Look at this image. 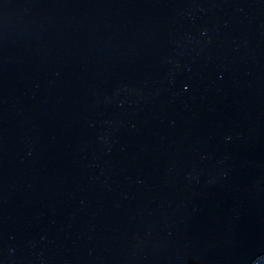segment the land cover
Wrapping results in <instances>:
<instances>
[{"label": "water", "instance_id": "water-1", "mask_svg": "<svg viewBox=\"0 0 264 264\" xmlns=\"http://www.w3.org/2000/svg\"><path fill=\"white\" fill-rule=\"evenodd\" d=\"M0 264H264V0H0Z\"/></svg>", "mask_w": 264, "mask_h": 264}]
</instances>
